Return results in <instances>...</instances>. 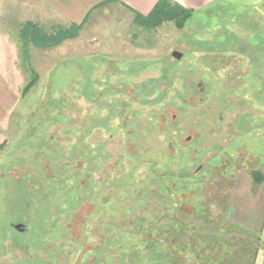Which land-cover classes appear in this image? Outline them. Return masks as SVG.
<instances>
[{"label": "rangeland", "instance_id": "374dc122", "mask_svg": "<svg viewBox=\"0 0 264 264\" xmlns=\"http://www.w3.org/2000/svg\"><path fill=\"white\" fill-rule=\"evenodd\" d=\"M104 15L72 52L42 53L4 124L0 264L254 261L264 5L200 9L182 29Z\"/></svg>", "mask_w": 264, "mask_h": 264}, {"label": "crops", "instance_id": "0c3cea01", "mask_svg": "<svg viewBox=\"0 0 264 264\" xmlns=\"http://www.w3.org/2000/svg\"><path fill=\"white\" fill-rule=\"evenodd\" d=\"M159 0H0V147L6 141V127L16 106L23 99L22 90L25 75L37 73L40 76L42 53L52 56L57 50L62 54L74 49V41L83 36V28L75 37L65 36L57 46L42 47L32 31L25 25L33 23L49 36L66 35L74 26H83L91 18L105 19V13L118 10L130 15H148ZM186 8L200 10L211 6L229 5L252 9L264 5V0H174ZM117 14V13H115ZM51 39L44 38V43ZM65 48H68L65 50ZM53 53V54H52ZM29 79V81H30ZM28 83V82H27ZM230 203V207H231ZM233 205V204H232ZM253 220L250 212L237 210ZM236 215V214H235ZM255 219V218H254ZM258 223L260 240L264 244V207ZM255 264H264V246L257 253Z\"/></svg>", "mask_w": 264, "mask_h": 264}, {"label": "trees", "instance_id": "16d2710c", "mask_svg": "<svg viewBox=\"0 0 264 264\" xmlns=\"http://www.w3.org/2000/svg\"><path fill=\"white\" fill-rule=\"evenodd\" d=\"M197 11L194 9L186 8L180 3L174 1V0H159L158 3L155 5L153 10L148 15H135L134 22L138 25L148 26L155 28L156 26H159L164 21L167 20H174L176 26H179L180 29H182L194 16V14ZM26 31H32V34L35 35L36 39L35 41L41 44L42 47H48V46H57L62 43V40L70 36L75 37L77 34H79V31L81 29V26H74L71 32H68L66 35L64 34H58L54 36H49L47 33H45L40 26L28 23L25 25ZM44 38L51 39V41H47L44 43ZM40 76L37 73H33L31 76L30 81L25 85V87L22 90V95L25 97L29 91L34 87L35 83L38 82ZM5 144V143H4ZM4 144L0 147V150L4 146ZM252 180L256 184H261L264 182V173L262 171H254L252 172ZM249 242L247 241V248H243L240 251H247V254L249 253ZM240 253H238L239 255ZM229 257V254H227ZM257 256V255H256ZM223 258H226V256H223ZM256 260V259H255ZM254 261H227L228 264H255ZM220 261L212 262V264H220ZM211 264V263H210Z\"/></svg>", "mask_w": 264, "mask_h": 264}, {"label": "flooded vegetation", "instance_id": "af4514ba", "mask_svg": "<svg viewBox=\"0 0 264 264\" xmlns=\"http://www.w3.org/2000/svg\"><path fill=\"white\" fill-rule=\"evenodd\" d=\"M100 163H104V158L102 157L101 160H100ZM16 225L18 224H13V226L16 228ZM22 226L19 228L20 232H24L26 230V227H25V224L22 223L21 224ZM17 229V228H16ZM3 264H8L7 261H4ZM14 264H24L23 261H15Z\"/></svg>", "mask_w": 264, "mask_h": 264}, {"label": "water", "instance_id": "95a60500", "mask_svg": "<svg viewBox=\"0 0 264 264\" xmlns=\"http://www.w3.org/2000/svg\"><path fill=\"white\" fill-rule=\"evenodd\" d=\"M172 56H174V57L177 58V59H181L182 56H183V54H182V52H180V51H178V50H174V51L172 52ZM21 226H22L21 224H18V225H16V228L19 229Z\"/></svg>", "mask_w": 264, "mask_h": 264}]
</instances>
